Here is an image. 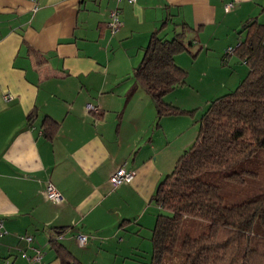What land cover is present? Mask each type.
Segmentation results:
<instances>
[{"label":"crops","instance_id":"obj_1","mask_svg":"<svg viewBox=\"0 0 264 264\" xmlns=\"http://www.w3.org/2000/svg\"><path fill=\"white\" fill-rule=\"evenodd\" d=\"M250 20L264 24V0H0V261L63 264L56 246L69 264H102L107 249L140 252L159 211L152 196L198 135L200 118L182 114L213 84L218 96L245 77L249 66L227 49ZM154 31L190 42L174 55L185 82L163 97L184 112L157 115L135 80ZM120 166L134 176L114 187ZM48 182L60 203L45 197Z\"/></svg>","mask_w":264,"mask_h":264},{"label":"trees","instance_id":"obj_2","mask_svg":"<svg viewBox=\"0 0 264 264\" xmlns=\"http://www.w3.org/2000/svg\"><path fill=\"white\" fill-rule=\"evenodd\" d=\"M244 29L233 51L249 66L247 74L234 89L209 100L196 140L152 196L160 212L151 229L147 264H168L163 257L174 252L179 239L182 264H264V193L226 204L220 186L204 178L223 171L226 179L243 182L256 174L254 154L264 147V24L250 20ZM189 44L183 32L166 38L154 31L135 68V80L159 116L185 111L163 97L185 82L186 72L174 55ZM201 220L208 222L207 230L181 235L185 221ZM56 253L69 264L67 250L56 246Z\"/></svg>","mask_w":264,"mask_h":264},{"label":"rangeland","instance_id":"obj_3","mask_svg":"<svg viewBox=\"0 0 264 264\" xmlns=\"http://www.w3.org/2000/svg\"><path fill=\"white\" fill-rule=\"evenodd\" d=\"M168 37L171 38L172 34L169 33ZM193 80H195V82L197 83L196 80L198 79L195 75H193ZM230 81L231 80H227V83L229 84ZM202 90L204 89H200L199 92H201ZM219 90H221V88L217 89V83H215L204 94H199L200 97H194L196 99V102H194V104H200L202 107L199 105H195L197 106L196 109H193L190 112L182 114V115H187L188 119L190 120V124L193 122V125H195L196 123L195 119L200 118L202 112L205 111V109L207 108L208 103L205 101V98L206 97L212 98L214 97L213 95L216 96V94L221 92ZM190 104H192V102L187 105ZM254 162L258 164V168L255 171L256 174L247 175L243 182H235L226 179L225 177L226 172L223 171H216L210 174H206L204 178L209 182H214L218 184L226 197L225 203L232 204L242 200L245 197L256 196L264 193V147L259 148L255 152ZM154 208L156 209V207ZM159 212L160 209L159 211H157L156 209V215ZM207 229H208V222L205 220H201V222H197V223H191L190 221H185L181 229V235H184L186 233H189L191 235H197L200 232L205 231ZM151 251H152L151 241L144 240L142 238V249L140 252H137L136 254L133 253V250L124 247L122 253L119 252V254L117 255H114L111 249L102 250L99 254V258L102 264H110V263L123 264L124 261L121 257L123 255L126 257L124 258L125 264H147L151 257ZM131 254L132 256H134L133 258L131 257L132 259L128 257V255ZM183 259H184V254L180 249V239H179L174 252L172 254H166L163 257V262L168 264H182Z\"/></svg>","mask_w":264,"mask_h":264},{"label":"built area","instance_id":"obj_4","mask_svg":"<svg viewBox=\"0 0 264 264\" xmlns=\"http://www.w3.org/2000/svg\"><path fill=\"white\" fill-rule=\"evenodd\" d=\"M128 2H132L134 0H127ZM230 3H228L226 5V8L230 7ZM109 21H108V25L110 27V30L112 33H115L118 31L120 25H121V21L118 17V10L117 9H112L109 12ZM228 52H232L233 51V47H228L227 49ZM4 98H8L10 97V94L7 93L5 95H3ZM88 109L91 111H97L98 107L94 106V105H89ZM134 173L133 171L130 170H126L124 167H117L116 169L113 170V172H111L110 176H109V181L110 183L116 187L119 186L123 183H128L133 179ZM43 193L45 195V197L54 202V203H60L63 199L61 192L50 182H48L43 189ZM5 232L4 228H3V219L0 218V236ZM26 239L30 240L31 237L30 236H26ZM76 241L79 245L84 246L85 243L87 242V235L84 233H77L76 235ZM36 255H34L32 257V261L33 262H37L40 259V253L37 250ZM0 264H10L7 261H0Z\"/></svg>","mask_w":264,"mask_h":264}]
</instances>
